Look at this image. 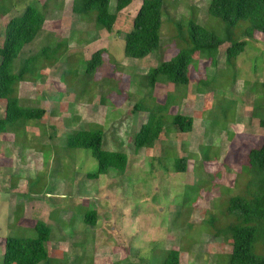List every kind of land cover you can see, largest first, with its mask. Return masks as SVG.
<instances>
[{
  "label": "rangeland",
  "instance_id": "374dc122",
  "mask_svg": "<svg viewBox=\"0 0 264 264\" xmlns=\"http://www.w3.org/2000/svg\"><path fill=\"white\" fill-rule=\"evenodd\" d=\"M72 1L12 0L14 9L0 17L2 44L10 19L27 6L47 14L42 34L22 53L15 72L46 46L69 47V58L18 88L22 105L45 110V118L0 135V264L6 238L36 237L37 222L52 228L49 253L61 264H162L169 250L180 252L181 264H229L233 247L223 232L233 219L224 212L245 190V156L264 141V36L248 41L230 66L228 45L220 48L217 67L196 53L188 86L159 83L152 90L146 75L177 53L183 42L179 22L192 18L225 34L226 24L207 14L210 0H166L162 48L143 60L126 58L123 38L143 0H132L118 15L113 34L75 17ZM101 49L107 50L102 66L88 72ZM170 95L175 104L166 116ZM159 110L165 120L193 117V131L181 136L170 128L154 147L138 150L136 134ZM4 113L0 103V118ZM97 127L104 132V151L128 157L123 176L111 170L89 180L98 168L92 152L66 147V135ZM183 157L189 168L177 174L175 161ZM89 211L97 213L96 226L83 222Z\"/></svg>",
  "mask_w": 264,
  "mask_h": 264
},
{
  "label": "trees",
  "instance_id": "16d2710c",
  "mask_svg": "<svg viewBox=\"0 0 264 264\" xmlns=\"http://www.w3.org/2000/svg\"><path fill=\"white\" fill-rule=\"evenodd\" d=\"M11 2L12 0H0L1 18L8 16L14 9ZM132 3V0H117L113 8L112 0H73L72 13L85 23L92 20L96 30L113 34L118 15ZM208 4V16L226 24L225 34L219 35L192 18L187 24L176 22L177 36L183 42L177 45V53L170 60L162 58L158 66L146 75L150 89H156L159 83L188 86L196 53L203 55L211 61L213 67H217L219 50L228 45L225 53L226 63L230 66L245 52L248 41L254 40L257 34L264 36V0H210ZM167 8L166 0H143L134 18L132 30L123 37L126 58L143 60L161 50V31ZM46 20L47 14L43 11L27 6L23 15L11 18L5 28L4 40L0 44V103L5 106L4 116L0 118V135H8L21 129L25 131L29 125L42 121L46 116L43 109L23 106L18 97V88L21 83L36 79L43 70L62 62L64 57L69 58L67 43L44 47L36 55L23 60L18 72L14 70L25 49L42 34ZM106 53V49H101L93 55L88 72L102 66ZM201 83L202 81L199 82L200 85ZM174 98L175 96L170 95L166 100V116L170 106L175 104ZM133 110L142 112V107L134 106ZM162 112L159 110L158 113L150 114L147 123L136 134L135 145L138 150L154 147L170 128L181 136L193 131V117L173 114L170 120L167 117L165 120L164 115L161 116ZM259 126L264 129V119L259 121ZM53 136L50 138L53 139ZM66 136H69L67 148L90 150L98 162L97 171L87 175L89 180L106 176L111 170L119 176L126 173L128 157L102 149L104 132L99 127L74 131ZM203 155L208 160L207 153ZM245 159L249 178L243 193L229 201L224 213L233 222L223 233L231 237L233 247L229 264H264V141L260 147L252 149ZM188 166L187 157L176 159L174 171L177 174L186 173ZM97 219V213L89 211L83 222L96 226ZM215 222V218H212L210 224ZM35 231L37 236L32 238H6L2 264H61L60 260L52 258L49 253L52 228L43 222H37ZM162 264H181L180 252L166 251Z\"/></svg>",
  "mask_w": 264,
  "mask_h": 264
}]
</instances>
